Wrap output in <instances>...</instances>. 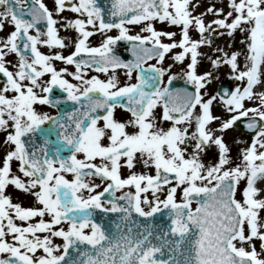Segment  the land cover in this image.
I'll use <instances>...</instances> for the list:
<instances>
[{
	"label": "snow or ice",
	"instance_id": "6c2138e0",
	"mask_svg": "<svg viewBox=\"0 0 264 264\" xmlns=\"http://www.w3.org/2000/svg\"><path fill=\"white\" fill-rule=\"evenodd\" d=\"M0 33V264H264V0H0Z\"/></svg>",
	"mask_w": 264,
	"mask_h": 264
},
{
	"label": "rangeland",
	"instance_id": "374dc122",
	"mask_svg": "<svg viewBox=\"0 0 264 264\" xmlns=\"http://www.w3.org/2000/svg\"><path fill=\"white\" fill-rule=\"evenodd\" d=\"M45 2L48 3V4H51L52 0H45ZM206 2H207V0H205V3ZM200 10H202V9H200ZM69 17H71V16H69ZM130 27H131V31H133V32L139 31V26H130ZM158 27H160V25H158ZM60 30H61V33H63V35L65 37H69L72 34H73V37H74V35H75V33L72 30H65L63 28H61ZM109 34L115 35V34H117V32H116V30H112ZM97 37L98 36L95 37V35H94L93 39H97ZM99 38L100 39H98V40H102L103 37L99 34ZM217 42L223 47V46H225V44L227 42H229V38H227V37L220 38V39L217 40ZM236 46L239 47L238 44H236ZM70 47H69V49H70ZM170 62H171L170 59H166V63H170ZM152 63H154V62H152ZM202 65H203L204 68H207L208 67L207 61H202ZM173 71H175V72H177L179 74L180 67L175 66L173 68ZM228 72H229V69L227 67H224L223 69H221L220 72H219V79L213 81V83L210 86L209 90L210 91L218 90L220 84H222L224 80H228L227 79ZM178 77L180 78L179 75H178ZM232 82H233V87L237 83H239L238 81H232ZM217 113L218 114L221 113V110L219 108L217 109ZM227 138H228V141L233 144L234 151H235L237 147L242 146V145L238 144L237 142H239V141H249L250 138H251V135L244 134L238 128H234L233 130H231L228 133ZM214 158H215V150L213 149L208 155H206L205 159L212 160Z\"/></svg>",
	"mask_w": 264,
	"mask_h": 264
},
{
	"label": "flooded vegetation",
	"instance_id": "af4514ba",
	"mask_svg": "<svg viewBox=\"0 0 264 264\" xmlns=\"http://www.w3.org/2000/svg\"><path fill=\"white\" fill-rule=\"evenodd\" d=\"M49 5H51V4H49ZM65 15L72 16L73 14L72 13H65ZM2 34L3 33H0V35H2ZM60 35L63 36V37H65L63 35V33H61V30H60ZM96 36H98L97 39H93L94 36L90 38V42H91V45L92 46H98L99 43L101 42V40H98V39H100L99 38V34H96L95 37ZM69 37H73V34L70 35ZM41 50L42 51H45V52H48L49 51L46 48H42ZM69 50H71V47H70V49H65L64 50L65 51V54H67ZM118 52H125L126 53V49H118ZM12 59L14 60L15 58L13 57ZM56 64H57L58 67L59 66H62L61 65V62H58L57 61ZM117 73H118L119 77L121 78V81L122 82H126V77L124 75V70L123 69H119V70H117ZM89 75H100L101 78H104V74H98V73H95V72H90ZM45 110L51 111V109H47V108H45ZM119 111L121 112L122 115H125V116L127 115L126 113H123L122 110H119ZM2 140H3V136H2V134H0V155H2L3 154V151H4V146H3ZM137 170H141L139 165L137 166ZM97 183H99V181H97ZM99 190L100 189H97V191H99ZM13 196H14V199H18L20 202H22L26 206H31V205L34 204V200L30 196L22 195V194H20L18 192H14L13 193ZM56 242L57 243H62V241L59 238H57V241Z\"/></svg>",
	"mask_w": 264,
	"mask_h": 264
},
{
	"label": "water",
	"instance_id": "95a60500",
	"mask_svg": "<svg viewBox=\"0 0 264 264\" xmlns=\"http://www.w3.org/2000/svg\"><path fill=\"white\" fill-rule=\"evenodd\" d=\"M102 2L107 3V0H102ZM119 46H125V47L128 48L127 42H124V41L119 42ZM117 54H119L124 59H132L131 53L128 50L126 52V55H128V57H126L124 55V53H118L117 52ZM184 86H185V84H184L183 79H181V80L176 79V80L173 81V87H184ZM222 86L223 87H233V82L229 81V80H224L223 83L220 84L219 88L222 87ZM236 128L240 129L244 134L252 135V133L249 132L247 129H245L243 127V125H238Z\"/></svg>",
	"mask_w": 264,
	"mask_h": 264
}]
</instances>
